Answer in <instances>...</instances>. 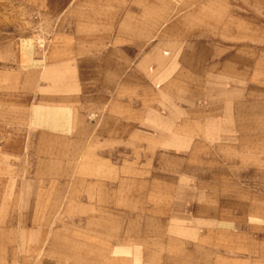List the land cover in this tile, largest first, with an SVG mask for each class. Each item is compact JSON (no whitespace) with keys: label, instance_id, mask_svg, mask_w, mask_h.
Listing matches in <instances>:
<instances>
[{"label":"rangeland","instance_id":"rangeland-1","mask_svg":"<svg viewBox=\"0 0 264 264\" xmlns=\"http://www.w3.org/2000/svg\"><path fill=\"white\" fill-rule=\"evenodd\" d=\"M0 264H264V0H0Z\"/></svg>","mask_w":264,"mask_h":264},{"label":"crops","instance_id":"crops-1","mask_svg":"<svg viewBox=\"0 0 264 264\" xmlns=\"http://www.w3.org/2000/svg\"><path fill=\"white\" fill-rule=\"evenodd\" d=\"M116 253H120V254H121L122 252H120V251H116Z\"/></svg>","mask_w":264,"mask_h":264}]
</instances>
